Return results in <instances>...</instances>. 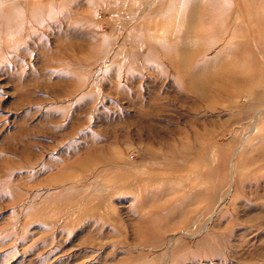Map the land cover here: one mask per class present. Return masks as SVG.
<instances>
[{"label":"rangeland","instance_id":"obj_1","mask_svg":"<svg viewBox=\"0 0 264 264\" xmlns=\"http://www.w3.org/2000/svg\"><path fill=\"white\" fill-rule=\"evenodd\" d=\"M190 11L0 0V264H264V0Z\"/></svg>","mask_w":264,"mask_h":264},{"label":"bare ground","instance_id":"obj_2","mask_svg":"<svg viewBox=\"0 0 264 264\" xmlns=\"http://www.w3.org/2000/svg\"><path fill=\"white\" fill-rule=\"evenodd\" d=\"M195 9H196V0H191V11H190L191 15H190V22H191V20H192V16L194 15ZM193 25H194V24H193ZM203 82L206 83L205 79H204V80H200L199 83H198V86L203 87V88H204L203 91H204V93H206V92H205V91H206V84L203 83ZM152 170H153V169L149 170V172H151Z\"/></svg>","mask_w":264,"mask_h":264}]
</instances>
